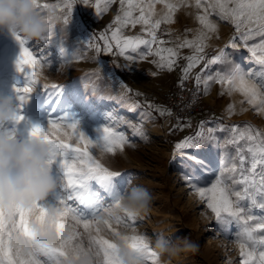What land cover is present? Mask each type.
Here are the masks:
<instances>
[{"label":"rangeland","instance_id":"1","mask_svg":"<svg viewBox=\"0 0 264 264\" xmlns=\"http://www.w3.org/2000/svg\"><path fill=\"white\" fill-rule=\"evenodd\" d=\"M147 2L145 0V5ZM152 2V18H162L167 13L164 4L157 0ZM169 2L177 4L178 7L172 13L171 21H162L156 30L157 43L152 45V51L148 52L141 45L136 52L126 49L123 55L111 40V30L116 27L115 18L123 15L119 0H112L107 4V11L99 14L95 8L96 0H90L87 6L83 3L74 5L73 15L66 25L62 23V19L53 22L49 42H25V46L41 59V67L38 70V82L31 85L33 90L27 94L28 99L24 102L18 100L19 93L15 91L26 83L24 73L18 72L16 67L20 44L12 34L0 31V96L11 97L12 112L23 116L20 121L10 119L0 123V136L28 142L31 126L39 124L47 127L50 118L63 125V131L70 132L66 125L71 121L57 119L65 115L78 121L80 129L90 138H95L96 128H113L126 137L127 143L123 150L117 148L114 154H106L102 158L96 148L90 147L91 154L110 171L120 173L119 177L114 178L120 192L126 190L129 182L140 185L151 194L152 205L148 213L141 216L129 218L121 213L120 223L109 221L111 229L122 234L143 235L150 248L155 238L161 234L169 241L187 236L199 244L198 252L182 253L172 264H242L244 257L240 254V248L234 249L231 243L237 241L239 228L233 224L226 231L221 229L215 214L207 207V200L199 198L183 180V154L174 146L185 137L194 136L200 130L201 122L205 135L208 129H216V145L207 144L199 152V155L215 163L212 174L204 175L198 185L210 187L215 175L221 171L220 145L230 138V130L237 127L241 131H251L253 135L256 132L264 133V115L239 92L229 95L222 85L213 82L207 91L203 83L199 85L205 109L197 111L190 118L168 119L169 107L155 97L153 88L156 85L167 87L186 80L197 83L198 74L203 80L221 68L219 64H212L204 69V65L216 57L222 48H226L229 58L240 63L245 70L252 68L258 71L260 66L255 63L249 48L253 44H259L261 37L250 39L246 47L240 39L246 27L242 26L237 31L231 20H221L212 12L209 20L217 25V31L209 34L203 52L196 53L195 48L178 47L184 40H194L197 33L203 30L196 17L204 14V7L212 0H201L203 7L199 9L195 7V0ZM38 3L48 4L49 8H41L40 11L46 16H52L60 12L65 0H38ZM103 6L104 0H101V7ZM133 14L138 16L139 9ZM142 29L143 26L139 24L135 27L127 25L121 30V35L151 39ZM101 34H105L110 41V52L103 51L104 40L101 39ZM233 40L236 48L231 47ZM94 45L101 48L99 53ZM61 46L64 48L63 52H60ZM167 48L178 53L173 57L175 64L171 70L157 67L161 57H168V53L161 52L157 55L156 52ZM141 54L145 58L142 59ZM259 54L261 53L258 50L257 55ZM193 55H203L204 59L190 69L185 79L183 70L189 63L186 57ZM129 56L133 59L129 60ZM25 71L28 69L25 68ZM43 73L48 76L47 80L43 78ZM45 84H56L58 88L55 92L59 93H53L50 87L45 89ZM229 104L234 106L232 114L227 111ZM161 110H164V115H161ZM221 127L225 130H220ZM58 135L60 139H67L62 134ZM68 142L76 143L74 137ZM227 150L234 152L231 146ZM50 168L58 178V160ZM92 183L95 190H100L99 185ZM235 190H240V186L237 185ZM54 191L55 189L41 203L59 205V201L54 198ZM60 191L63 193L65 190ZM67 193L72 198L66 202L82 209L83 206L75 199L76 194L70 189ZM101 204L102 209L111 207L114 200L105 196ZM244 204L247 206V201ZM102 209L98 216L106 218ZM252 214L261 216L264 211L254 209ZM89 219H92L90 215ZM62 222L74 226L80 234L75 242L82 241L85 248L89 246L83 225L76 224L70 216L62 218ZM97 228L100 236L115 241L108 225L93 223L89 231L97 235ZM260 234H264V230L257 233ZM218 239L226 242L223 248L216 246L215 240ZM261 250L264 248L258 246L257 257ZM145 264H153L152 259L146 257ZM155 264H159L157 259Z\"/></svg>","mask_w":264,"mask_h":264},{"label":"snow or ice","instance_id":"2","mask_svg":"<svg viewBox=\"0 0 264 264\" xmlns=\"http://www.w3.org/2000/svg\"><path fill=\"white\" fill-rule=\"evenodd\" d=\"M110 2L112 0H104L102 8L101 0H96V12L99 14L101 11H107V4ZM119 2L123 15H117L115 18L116 27L111 30V40L115 42L122 55L126 49L136 52L141 45L151 52L152 45L157 43L156 30L162 21H171L172 13L176 11L178 5L169 0H157L164 4L167 13L162 18L153 19L152 0H148L146 5L145 0H126V8L125 0H119ZM77 3L87 6L90 0H65L58 14L46 16L40 9H47L49 5H41L38 0H33L35 12L44 17L47 25L46 33L40 40L49 42L53 22L62 19V23L66 25ZM195 7L198 9L203 7L201 0H195ZM137 9H139L138 16L133 14ZM212 12L221 20H231L237 31H240L242 26L246 27V31L240 36L246 47L250 39L261 37L259 44H253L249 48L255 58V63L260 67L258 71L252 68L245 70L240 63L229 58L230 54L222 48L216 57L204 65V69H208L212 64H219L221 68L207 75L203 80L198 74L196 76L197 86L203 83L207 91L210 84L215 82L222 85L229 95L239 92L250 105L256 106L260 114L264 115V0H212L208 2L204 7V14L196 17L203 26V30L197 33L194 40H184L178 44V47L195 48L196 53L203 52L209 34L217 31V25L209 20ZM138 24L143 26L142 30L151 39L121 35V30L127 25L135 27ZM15 38L20 44V54L16 61L17 71L23 72L26 78L24 86L16 88L15 91L19 93L18 100L24 102L28 99L27 94L33 90L31 85L38 82L41 59L25 46L26 41L23 38L18 34ZM101 39L104 40L103 51L110 52L112 46L107 36L101 34ZM94 47L97 53L101 51L99 45H94ZM231 47L236 48L234 40L231 42ZM258 50L261 53L259 55H257ZM63 51L64 48L61 46L60 52ZM161 52H167L168 57L162 56L157 67L171 70L175 64L173 57H176L178 53L172 48H167L159 49L156 54L160 55ZM141 58H145V55L141 54ZM128 59L132 60L133 57L129 56ZM186 59L189 63L183 70L185 79L190 69L198 65L204 57L193 55ZM25 68L28 71H25ZM204 69L201 71L203 72ZM43 87L45 89L50 87L53 93H59L55 92L58 88L56 84L51 86L45 84ZM227 111L232 114L234 106L229 104ZM161 115H164V110H161ZM11 119L20 121L23 116L13 112ZM57 119L70 120L71 122L67 123L66 127L71 131H63L64 126L50 118L47 127H41L39 124L32 125L29 135L49 146L50 159L47 161L49 165L58 160L59 176L54 198L59 201V205L51 204L54 207V216L49 215V204L41 202H33L27 207L20 205L0 207V264H80L81 259L89 252L95 256L94 264H123L116 243L117 239L125 241L131 249L151 258L155 264L156 255L151 251L143 235L122 234L111 229L109 221L121 222L120 214L110 211L120 194V189L114 181L120 173L110 171L94 159L90 152V147H103L106 152L114 154L117 148L123 150L124 144L127 143L126 137L111 127H104L102 130L96 128L95 138H90L80 129L78 121L72 116L65 115ZM220 130L225 129L221 127ZM215 132L216 129L210 128L205 135L203 122H201L200 130L194 136L185 137L175 144V149L183 154L182 178L199 198L207 200V207L215 214L222 230L226 231L233 224L239 228L236 239L240 245V254L244 257L242 264H264V250L259 251L258 257L256 256L257 247L264 248V234L257 235L258 232L264 230V215L252 214L254 209L264 211V133L256 132L253 135L251 131H241L233 127L230 130V138L220 145L222 150L221 171L215 175V180L210 187H199L203 176L212 174L214 168L213 161L202 157L199 152L207 144L216 145ZM58 133L67 139H60ZM73 137L75 144L68 142ZM81 144L83 147H80ZM228 146H231L234 152L228 151ZM92 182L99 185L100 190H95ZM237 185L240 186V190H235ZM60 189L65 191L62 193ZM69 189L76 194L75 199L83 206L82 209H77L66 202L72 198L67 193ZM105 196L112 198L114 205L102 209L101 201ZM245 201H247V206L244 204ZM33 208L39 211V215L35 218L31 215ZM101 209L106 218L98 216ZM89 215L92 219H89ZM126 215L129 218L132 217L129 214ZM69 216L75 220L76 224L83 225L89 241L87 248L84 247L82 241L75 242L80 235L75 227L62 222V218ZM93 223L108 225L115 241L100 236L99 228L96 229L97 235H93L89 231ZM45 225L54 233L53 241L38 238L39 230ZM20 239L26 242L27 250L16 243Z\"/></svg>","mask_w":264,"mask_h":264},{"label":"clouds","instance_id":"3","mask_svg":"<svg viewBox=\"0 0 264 264\" xmlns=\"http://www.w3.org/2000/svg\"><path fill=\"white\" fill-rule=\"evenodd\" d=\"M47 25L44 17L34 10L33 0H0V31L19 35L25 41L40 40L46 33ZM43 78L48 79L46 73ZM13 101L9 96H0V123L9 121L12 117ZM103 158L106 154L103 147L96 148ZM50 159L49 146L40 139L30 137L28 142L16 141L7 136H0V207L11 205L29 206L33 202H42L52 192L58 183L47 161ZM151 194L144 187L129 182L126 190L120 192L115 205L110 211L115 214L141 216L150 210ZM50 216H54V207L49 204ZM33 218L39 215L36 208L32 209ZM41 240L53 241L54 233L45 225L38 232ZM19 247L27 250L23 239L16 242ZM119 255L123 264H145L146 256L131 249L123 240H116ZM223 239L215 240L218 248L225 246ZM232 247H240L237 241H232ZM199 244L191 238L178 237L169 241L163 234L158 235L151 247L159 264H172L182 253H196ZM95 256L89 252L81 259L80 264H94Z\"/></svg>","mask_w":264,"mask_h":264},{"label":"built area","instance_id":"4","mask_svg":"<svg viewBox=\"0 0 264 264\" xmlns=\"http://www.w3.org/2000/svg\"><path fill=\"white\" fill-rule=\"evenodd\" d=\"M153 94L169 107L168 119L190 118L197 111L206 108L202 89L190 80L176 82L167 87L156 85Z\"/></svg>","mask_w":264,"mask_h":264},{"label":"bare ground","instance_id":"5","mask_svg":"<svg viewBox=\"0 0 264 264\" xmlns=\"http://www.w3.org/2000/svg\"><path fill=\"white\" fill-rule=\"evenodd\" d=\"M223 49H225V51L227 52L226 48H223ZM133 111H134V109L132 108L131 112H133ZM213 165L215 166V163H213Z\"/></svg>","mask_w":264,"mask_h":264}]
</instances>
